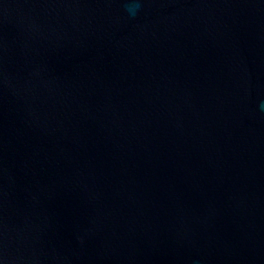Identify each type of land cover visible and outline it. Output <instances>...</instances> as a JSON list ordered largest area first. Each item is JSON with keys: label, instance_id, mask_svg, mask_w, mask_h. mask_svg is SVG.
<instances>
[{"label": "water", "instance_id": "water-1", "mask_svg": "<svg viewBox=\"0 0 264 264\" xmlns=\"http://www.w3.org/2000/svg\"><path fill=\"white\" fill-rule=\"evenodd\" d=\"M0 264H264V0H0Z\"/></svg>", "mask_w": 264, "mask_h": 264}]
</instances>
